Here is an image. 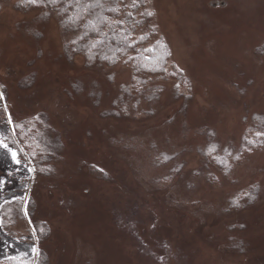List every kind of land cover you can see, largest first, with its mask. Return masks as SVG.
Here are the masks:
<instances>
[{"label": "rangeland", "instance_id": "rangeland-1", "mask_svg": "<svg viewBox=\"0 0 264 264\" xmlns=\"http://www.w3.org/2000/svg\"><path fill=\"white\" fill-rule=\"evenodd\" d=\"M17 1L0 11V262L264 264V142L240 153L264 121V0H150L146 46L170 57L136 88L131 64L69 57L73 33Z\"/></svg>", "mask_w": 264, "mask_h": 264}, {"label": "trees", "instance_id": "trees-1", "mask_svg": "<svg viewBox=\"0 0 264 264\" xmlns=\"http://www.w3.org/2000/svg\"><path fill=\"white\" fill-rule=\"evenodd\" d=\"M6 1L8 0H0V11ZM149 2L150 0H18L15 7L23 12L40 11L43 20L56 16L62 31L73 33L66 42L67 54L71 58L81 54L88 66L98 64L114 67L120 62L131 64L135 73L132 85L136 88L137 83L144 82L139 79V75L164 74L170 57L169 45L163 38H156L151 46H146L156 33ZM131 87L134 89V86ZM130 90V87L124 88V96H121L123 103H126L125 95ZM26 128L25 125L17 124L13 128L21 145L25 142L23 137L27 134ZM258 131L260 134L255 136L256 142L246 139L248 141L244 142L240 153L259 150L264 142V121H261ZM47 137L43 143L44 151L47 150ZM30 141L32 140H28ZM35 166L39 167V173L46 172L39 163ZM16 203L17 201L9 200L2 204V228H7L6 224H9L5 219L8 213L16 215ZM39 262L36 260L35 264H40ZM0 264H33V261L8 257Z\"/></svg>", "mask_w": 264, "mask_h": 264}, {"label": "water", "instance_id": "water-1", "mask_svg": "<svg viewBox=\"0 0 264 264\" xmlns=\"http://www.w3.org/2000/svg\"><path fill=\"white\" fill-rule=\"evenodd\" d=\"M28 204H29V199H27L26 201L25 211H27Z\"/></svg>", "mask_w": 264, "mask_h": 264}, {"label": "snow or ice", "instance_id": "snow-or-ice-1", "mask_svg": "<svg viewBox=\"0 0 264 264\" xmlns=\"http://www.w3.org/2000/svg\"><path fill=\"white\" fill-rule=\"evenodd\" d=\"M33 2H35V0H33ZM149 14H151V13H149ZM5 147H6V145H5ZM14 155H15V153H14Z\"/></svg>", "mask_w": 264, "mask_h": 264}]
</instances>
